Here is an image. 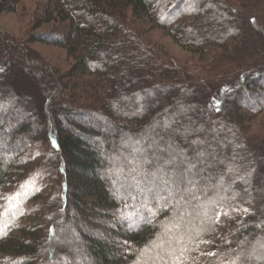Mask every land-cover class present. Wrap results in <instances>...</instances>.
I'll return each instance as SVG.
<instances>
[{
  "label": "trees",
  "instance_id": "16d2710c",
  "mask_svg": "<svg viewBox=\"0 0 264 264\" xmlns=\"http://www.w3.org/2000/svg\"><path fill=\"white\" fill-rule=\"evenodd\" d=\"M35 14V29L55 26L31 41L73 63L55 73L0 38V197L38 157L39 178L62 179L53 216L23 207L0 225V264H192L210 251L203 264H264V128L250 124L264 114V0H47ZM142 19L212 59L179 64ZM240 204L219 242L221 213Z\"/></svg>",
  "mask_w": 264,
  "mask_h": 264
},
{
  "label": "rangeland",
  "instance_id": "374dc122",
  "mask_svg": "<svg viewBox=\"0 0 264 264\" xmlns=\"http://www.w3.org/2000/svg\"><path fill=\"white\" fill-rule=\"evenodd\" d=\"M1 1L2 0H0V2ZM44 1L46 2L47 0H21L14 11L1 12L0 38L3 39L2 41H4V43L8 41L10 42L11 39H14L17 42V55L18 53L21 54L20 52L24 54V52L30 49L32 52H34V54H37V56H39L42 61L45 62L44 65L47 63L49 67L55 71V73L65 72L69 70L73 63L72 57L69 56L65 48L46 42H33L30 39L31 37H38L39 35L42 36L46 33L48 34L49 31L55 26L52 23L45 24L42 26L41 30L35 29L33 27L37 6L41 5ZM137 26L139 30L144 32L146 38H149L151 41L163 47L168 52L169 56L179 62V64L197 68L198 65H201L203 62L212 59L213 53L209 54L198 49L183 46L180 42L173 38V35L168 29L162 28L153 21L147 19L138 20ZM250 124L254 130L260 131L262 128H264V114L256 116L253 120H251ZM46 148L47 147L45 146L38 152L43 151L44 149L46 150ZM185 161L178 162L183 164L182 166L184 167L188 164ZM58 162L60 163L59 156L55 157L54 159V167L59 165ZM48 166L49 165H47V167ZM47 167L44 163L43 157H38L37 160L33 159L24 179L19 184L17 183V185H14L10 190L5 191L4 195H7L5 198H3V196L0 197V225H3L8 217L15 215L17 210L19 211L20 208L24 207L28 213L33 214L41 206L45 207L49 205V202L52 203V198L60 191V186L58 183L62 177L57 167L52 169V172L49 171V173H51L50 178H46L45 180L39 178V171L43 169L41 175H45V168ZM48 170L49 168L46 171ZM36 179L38 180L36 181ZM42 182H45V185H42ZM40 186V194L44 196H41V198H38V200L30 202L27 206V201L38 191V189H40ZM163 190L165 193H168V191H166L164 188ZM2 198L4 200H2ZM164 199L165 197H161L160 200L157 199V202L161 203V201ZM43 204H45V206ZM46 208L47 210H50L48 213L50 216L55 214L51 207L48 206ZM26 211H24L25 216L22 219L24 222L26 221V216L28 215ZM246 211L247 208L240 204L234 209L227 208L221 213V216H224L225 219H223L217 227V237L219 242H228L230 233L240 224L241 220L245 216ZM3 226H5V224ZM70 238L77 241L73 231H71ZM55 240L56 239L53 238V244H56ZM74 240H70V243H73ZM200 255L203 257L197 256L196 260L200 259L198 262H194V260L191 259L192 264H203L205 261L204 258L208 255L212 256L213 252H203ZM79 260L81 261L82 258ZM179 261L181 262L180 264H183L186 259H181ZM50 264H57L56 259L53 262L50 260Z\"/></svg>",
  "mask_w": 264,
  "mask_h": 264
},
{
  "label": "snow or ice",
  "instance_id": "6c2138e0",
  "mask_svg": "<svg viewBox=\"0 0 264 264\" xmlns=\"http://www.w3.org/2000/svg\"><path fill=\"white\" fill-rule=\"evenodd\" d=\"M193 143H195V141H193ZM161 151H165L164 149H161ZM169 181H165V183H168ZM191 182V181H190Z\"/></svg>",
  "mask_w": 264,
  "mask_h": 264
}]
</instances>
